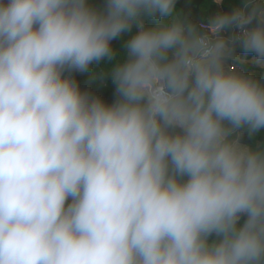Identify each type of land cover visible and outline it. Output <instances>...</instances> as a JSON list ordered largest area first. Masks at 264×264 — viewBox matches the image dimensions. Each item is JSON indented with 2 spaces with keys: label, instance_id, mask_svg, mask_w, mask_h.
I'll use <instances>...</instances> for the list:
<instances>
[{
  "label": "clouds",
  "instance_id": "9594fccd",
  "mask_svg": "<svg viewBox=\"0 0 264 264\" xmlns=\"http://www.w3.org/2000/svg\"><path fill=\"white\" fill-rule=\"evenodd\" d=\"M176 3L0 0V264H264V83L227 66L264 62V0ZM133 27L116 100L82 93Z\"/></svg>",
  "mask_w": 264,
  "mask_h": 264
},
{
  "label": "trees",
  "instance_id": "16d2710c",
  "mask_svg": "<svg viewBox=\"0 0 264 264\" xmlns=\"http://www.w3.org/2000/svg\"><path fill=\"white\" fill-rule=\"evenodd\" d=\"M105 3L106 0H88L89 6L96 9H103ZM242 4L243 0H177L176 8L192 23L196 24L198 27L204 28V26H207L208 21L215 15L231 13L234 9L242 6ZM155 22V20H149L146 26H151ZM232 29H228V32L232 31ZM136 31L137 29L133 27L131 32L110 42L111 47L117 52V56L114 60H105L93 64L86 73L73 71L71 73L65 72V75L70 76V78L76 82L82 93H86L94 98H99L105 104L111 105L117 97L115 85L112 82L111 76L107 73V69L114 67L116 63L122 62L123 45ZM221 35L223 36V34ZM225 36L223 37L230 38L229 33L225 34ZM227 63H234L230 66L233 68V71L240 72L264 83V66L262 68L259 67L261 66L260 64H264V62H257L253 53H245L239 45H236ZM241 142L251 146L264 143V130L255 134L252 138H249L245 133L242 136ZM70 202L69 200L68 203ZM245 219V216H241L240 223L242 224ZM209 239L210 241L214 240L215 236L212 235Z\"/></svg>",
  "mask_w": 264,
  "mask_h": 264
},
{
  "label": "built area",
  "instance_id": "2783aa9c",
  "mask_svg": "<svg viewBox=\"0 0 264 264\" xmlns=\"http://www.w3.org/2000/svg\"><path fill=\"white\" fill-rule=\"evenodd\" d=\"M206 27H207V26H204V28H206ZM238 32H239V29H235V28H233V29H232V35L230 36V38L227 37L226 39H231L234 35L238 34Z\"/></svg>",
  "mask_w": 264,
  "mask_h": 264
},
{
  "label": "rangeland",
  "instance_id": "374dc122",
  "mask_svg": "<svg viewBox=\"0 0 264 264\" xmlns=\"http://www.w3.org/2000/svg\"><path fill=\"white\" fill-rule=\"evenodd\" d=\"M227 33H229L230 36L232 35V31L228 32V30L222 32L221 34H223V36H225V34H227ZM225 37H226V36H225ZM260 65H261V66H259V67H261V68L264 66V64H260ZM229 68L231 69L232 67H229ZM231 70H233V68H232Z\"/></svg>",
  "mask_w": 264,
  "mask_h": 264
},
{
  "label": "crops",
  "instance_id": "0c3cea01",
  "mask_svg": "<svg viewBox=\"0 0 264 264\" xmlns=\"http://www.w3.org/2000/svg\"><path fill=\"white\" fill-rule=\"evenodd\" d=\"M233 64H234V63H232V64H228V63H227V66L230 67V66H232Z\"/></svg>",
  "mask_w": 264,
  "mask_h": 264
}]
</instances>
